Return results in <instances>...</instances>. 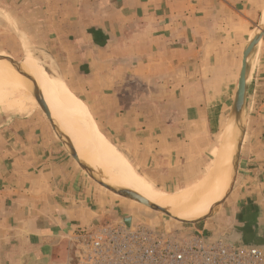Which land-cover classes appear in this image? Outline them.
Instances as JSON below:
<instances>
[{
	"label": "crops",
	"instance_id": "0c3cea01",
	"mask_svg": "<svg viewBox=\"0 0 264 264\" xmlns=\"http://www.w3.org/2000/svg\"><path fill=\"white\" fill-rule=\"evenodd\" d=\"M60 1L68 8L72 6L62 17L70 24L68 34L79 37L66 50V58L72 59L68 67L82 73L80 79L61 78L84 104L89 99L100 101L96 112L100 120L125 116L122 120L128 128L123 130L138 134L130 148H154L149 160L147 156L128 160L143 170H147L144 168L150 158L156 160L165 153L172 158L174 150L206 143L207 137L195 132L209 125L210 107L217 105L220 97L202 87V72L206 68L220 71L224 78L218 79L216 86L231 81V76L240 71L242 51L257 21L261 23L264 18V0ZM258 44L257 78L260 71L264 75V34ZM91 51L95 55L90 56ZM259 79L264 84V78ZM129 83H134L136 89L125 95L128 93L122 87ZM71 84H76L77 90ZM155 84L166 87L162 99L175 100L181 123H155L157 111L151 105L156 99L152 88ZM263 98L261 94L256 102L254 93L251 97L255 103L251 102L242 132L233 195L222 204L226 213L216 230L217 237L222 238L236 230L239 237L234 242L246 245H264ZM108 99L114 103L107 105ZM126 99L128 104H124ZM33 112L19 114L0 108V264H65L66 229L96 221L110 204L99 206L91 200L75 199L82 190L86 195L93 189L67 158L58 138H52L51 129L37 111L30 119L32 123L25 122ZM167 130L177 136L160 139L156 135ZM180 133L183 139L178 137ZM210 145L206 143L205 147ZM114 146L118 147V142ZM161 148H167L163 155ZM60 163L78 172L80 192L66 191L69 170H61ZM149 173L140 175L151 183ZM75 177H71L73 181ZM96 192L108 198L97 187ZM95 209L102 212L97 215ZM111 217L117 220L119 215L115 212Z\"/></svg>",
	"mask_w": 264,
	"mask_h": 264
},
{
	"label": "rangeland",
	"instance_id": "374dc122",
	"mask_svg": "<svg viewBox=\"0 0 264 264\" xmlns=\"http://www.w3.org/2000/svg\"><path fill=\"white\" fill-rule=\"evenodd\" d=\"M66 4L67 3H62V1L59 2V0H0V63L6 62V64H11L3 59L4 56L10 58L13 62H18L19 65L23 64L25 68V54H27L28 52L31 55L38 57L39 59L44 60L46 63H48L47 70L49 72L59 75L62 78L64 77L66 80L67 78H71L72 80L75 79V77L77 79H80L82 77V73L79 72L78 69H73L72 67L69 68L68 66L71 64L72 59H69V57L66 58V56L68 55L66 52V50L68 49V45H70L71 43H76L77 39L79 38L78 36H71L70 34H68L67 31L70 24L65 20H62L64 19L62 18L64 17L63 14L69 13L70 9H72V6L71 8H68ZM76 7H78V5ZM256 24L257 25L254 28V33L257 32L259 28H262L264 26V18L261 23L258 20ZM261 38H263V35L261 36ZM258 45L259 44L255 46L254 50L249 55L250 57L248 56L247 77L250 71H252V76L249 80L250 82L247 83L246 81V99L242 111L243 114L241 116L242 120L241 122H239L240 126L242 124V126L240 127L241 139L251 102L254 101L255 103L256 97H260L261 94L264 95V84H262V81H260L259 79V76L264 78V75L262 74V71H260L261 74H258L259 76L257 78L256 72ZM5 54L7 56H5ZM93 54L95 55V53L91 51L90 56H92ZM74 58H76V56ZM93 58L94 57H92V59ZM73 61L78 62V60L74 59ZM4 65L5 64L2 63L0 64V73L5 67ZM15 67L6 69V71L9 72L15 70V72H19V70H17V68L19 69V66L17 68ZM202 74V79L204 81L202 87H204L210 95L220 97V99L216 101L218 104L210 107V114L208 115L209 125L205 126V128L203 125L200 126L198 132H195L197 134L201 133L204 137H207L205 142L211 143V145L207 148L205 147L206 143L197 147L195 145H187V149L177 151L174 150V155L172 158H168V155H166L165 152L167 148H161L162 150L160 153L162 155L165 153V156L163 155L161 158L157 157L156 160L154 158H150L151 162L147 163L148 167L144 168L147 170H143L142 168L137 169L136 167H134V165H132L138 174H143L145 172L149 173L150 169H154L155 172H153L154 170H152V172L149 173L150 179L152 180L151 183L149 182V185L155 191L161 192L168 198L173 199L192 193L194 194L195 192L200 191L201 188L208 182V178L218 167L220 144L228 128L229 121L231 120L232 106L237 89L239 73L236 71L235 74L231 76V81L224 82L223 84H218L219 86H216V83H218V79L224 78L221 77L220 71L213 70L212 68H206L203 70ZM38 77L39 78L32 76L27 77L28 79H30V81H32V85L28 88V90L16 95L14 98L9 99L6 105L2 108L10 110L11 113L19 114L29 113L33 109L35 112H33V114H28L29 116L25 118L27 120L25 121L26 123H32L33 121H31L30 119L32 115H36L37 112L40 114L41 119L43 118V121L45 123L47 122L46 125H48V128L51 129L52 138H58L62 150L65 152L67 158L74 162L75 169L82 173V176L87 180V183H89L91 188L93 189L91 192H89V194L86 193V195H82V193L84 192L83 190L81 192L79 190L77 179L78 172L76 173L75 169L74 171H71L70 167L67 168V166L62 167V164L60 163L59 168L61 170H69L70 179L66 181V191L69 192L72 191V189H74L75 191H79L80 196H77L75 199H79V201L82 202H89L91 200L96 202V204L99 206H101V204L103 205L105 203H110L107 205L106 209H104L105 211H103V213L101 214V218H98L93 222L110 220L109 218H112L111 215L113 216V213L117 212L119 217L122 218V220L126 224H131L138 221L151 225H158L159 227H194L203 230V232L209 235L211 239L217 237V227H219V225H222V216H224V214L226 213V210L222 204L225 199L233 195L231 192L236 176L240 147L238 150H235V155H233V157H235V170H233V177H231L230 181L232 182L233 179L232 185H229L230 187L228 186V189L222 199H220L217 204L214 205L204 216L195 219L193 218V220L189 219L187 221L175 219L176 217L174 216L172 217L165 212L155 210L146 204L126 197L117 192L119 186H116L111 181H119V183L123 185V179H120V176L118 174H109L99 163L90 160V158H88L81 147L77 145V142L74 140L67 127L65 119L54 103L53 96L45 89L43 85H40V75ZM131 77L132 76H130V78ZM62 78L61 80L64 83L65 90L73 96H76ZM34 85L37 88L38 94L42 97L44 103L46 104L52 120L56 124L55 128L52 127L47 119L41 114V108L32 92ZM71 86H73L74 88L77 85L71 84ZM113 87L117 88V86ZM118 87L120 86L118 85ZM122 88L124 89V92L128 93L125 95H130V93L136 89L134 83H129V85ZM152 88L155 89L153 94L156 98L154 100V104H151L154 106L155 111H157L154 117L155 123L159 125L169 124L170 126L174 125L175 123H181L182 117L180 115V112H177L178 109L176 107L175 100H171L169 102L167 101V99H162L164 92H166V87L164 86L165 89H163L160 85L155 84L152 85ZM218 88L219 95L216 94L218 93ZM74 90L77 89L74 88ZM94 90L95 89L92 85V95H94ZM253 93L255 99L251 101ZM112 100L108 99V101H106L107 105H109L111 102L114 103V100ZM99 102L100 101H97L96 98L94 100L89 99V101H86L85 104L82 101L87 112L86 114V112L84 111L85 116L88 115L90 117V121L88 120V116L85 117L84 120L88 122L92 134L94 135V132L91 128L93 126V129L100 134L101 138L104 139V142L107 143L108 146L115 148L113 150H118L122 155H124L127 160H141L146 156L147 160H149V155L154 154V148H130V144H132V141H136L135 137L138 136V134L135 132L123 130L124 127H127L125 122L126 120H122L125 119V116H123V118L102 117L103 119L101 118L100 120L99 115L96 113L100 108ZM128 102L129 99H126L124 104H128ZM147 102L150 103V101ZM256 102H259L258 99H256ZM144 104H146V101H144ZM89 108L96 114V117H93V115L89 111ZM35 119H37V123L38 121L40 122V118L36 117ZM97 119L100 121L98 122ZM115 119L116 121H113ZM234 121L235 119H233V124ZM114 122L115 125L113 124ZM187 122L191 125V122ZM110 127L120 128H117V131L115 130V132L111 131ZM104 128L108 130L106 131ZM138 133L139 135L141 134L140 132ZM54 134L56 135V137L54 136ZM156 135L160 139H165V137L169 135L177 136V133H174L172 131L168 132L167 130L165 132L160 131L156 133ZM182 136V133L178 134V137H180L181 139H183ZM116 142H118L119 144L118 147L114 146ZM71 149L74 155L79 158L80 162H82V164H86V167H83L78 161L75 160L71 153ZM122 159L124 160L123 157ZM128 164L130 163L128 162ZM74 175H76V177ZM71 177H75V180L73 181ZM123 186L127 188L125 185ZM96 187L105 191V193H107L108 195V198L106 196H103L99 192H96ZM138 193H141V191H138ZM95 205H93V207ZM93 212L98 215L102 211L101 209H95V211ZM37 214L44 217L48 216H45V214L41 215V213ZM178 218L183 217L181 215ZM76 229L77 227L72 229L69 227V229H66V253L68 251V238L74 231H76ZM69 230L70 233H68ZM238 244L244 245L242 241H239Z\"/></svg>",
	"mask_w": 264,
	"mask_h": 264
},
{
	"label": "bare ground",
	"instance_id": "6f19581e",
	"mask_svg": "<svg viewBox=\"0 0 264 264\" xmlns=\"http://www.w3.org/2000/svg\"><path fill=\"white\" fill-rule=\"evenodd\" d=\"M1 63L5 64V67L0 73V108L4 107L9 99L28 90L32 85V81L27 77L32 76L39 78L38 76L40 75V85H43L53 96L54 103L65 119L71 135L88 158L99 163L109 174H118L120 179L122 178L124 181L123 185L128 189L143 196L150 203L166 210L165 212L172 217H176L175 219L187 221L189 219L193 220V218L195 219L204 216L225 195L232 177L231 161H233L232 157L235 155L240 127L242 126V124L241 126L239 124L242 119H240L238 125H233V113L231 115V123L229 121L228 128L220 144L218 167L212 172L208 178V182L200 191H197L194 194L192 193L172 199L164 196L161 192L155 191L149 185L148 181L138 174L131 164H128V160L124 155L118 150H113L115 148L108 146V144L104 142V139L101 138L100 134L94 130L91 125L94 135L92 134L88 122L84 120L85 117L88 116H85L84 113V111L86 112L85 105L79 98L65 90L64 83L59 75L47 70L48 63L28 52L25 54L26 70L23 64L20 65L22 68L20 70L12 63L13 66L11 64H6V62ZM14 67L17 68L19 72H15V70L13 71L12 69V71H6V69ZM251 76L252 71H250L248 77L246 73L247 83L250 82L249 80ZM88 120L90 121L89 116ZM111 182L116 186L124 187L119 181ZM138 191H141V193H138ZM181 215L183 218H178Z\"/></svg>",
	"mask_w": 264,
	"mask_h": 264
},
{
	"label": "built area",
	"instance_id": "2783aa9c",
	"mask_svg": "<svg viewBox=\"0 0 264 264\" xmlns=\"http://www.w3.org/2000/svg\"><path fill=\"white\" fill-rule=\"evenodd\" d=\"M65 264H264V249L211 239L194 227L119 218L77 227L68 238Z\"/></svg>",
	"mask_w": 264,
	"mask_h": 264
},
{
	"label": "water",
	"instance_id": "95a60500",
	"mask_svg": "<svg viewBox=\"0 0 264 264\" xmlns=\"http://www.w3.org/2000/svg\"><path fill=\"white\" fill-rule=\"evenodd\" d=\"M263 34H264V26L262 28H259L258 31L252 35L251 39L248 41V43L246 44V46L243 49L242 59H241V67H240V71H239V75H238V81H237V89H236V93H235L234 101H233V106H232V113L234 114V119H235L233 125H235V126L238 125V122L241 119L242 111H243L245 99H246L245 88H246V73H247V68H248V56L252 53V51L254 50L255 46L258 44V41L260 40V38ZM3 59L8 61L9 63H12L16 67L19 66V69H22L21 66L18 64V62H13L10 58L4 57V56H3ZM32 92H33V95H34L35 99L37 100L42 112L47 117L50 125L55 128L56 124L52 120L50 113L48 111V108H47L46 104L44 103L42 97L38 94V91H37V88L35 87V85H34ZM240 141H241V135L238 138L236 150H238L240 147ZM71 153H72V155L76 161H78L83 167L84 166L86 167V164H84V163L82 164V162H80L79 158L74 155L72 149H71ZM234 158L235 157H233V161H232V177H233V170H235ZM232 182H233V179H232ZM232 182H230V186L232 185ZM117 192L126 196V197L135 199V200H137L143 204H146L155 210L162 211V212L166 211V210L158 207L157 205L150 203L146 198H144L143 196L137 194L136 192H134L128 188L119 186V189ZM165 213H167V212H165ZM238 237H239V232L236 230H233L231 234H226L223 236L224 239L232 241V242L237 240ZM249 246H256V247H260V248L264 249V245L250 244Z\"/></svg>",
	"mask_w": 264,
	"mask_h": 264
}]
</instances>
